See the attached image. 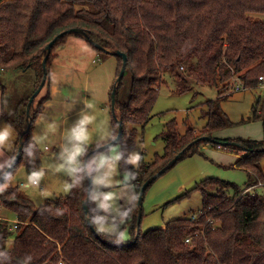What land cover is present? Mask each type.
Segmentation results:
<instances>
[{"label":"trees","instance_id":"16d2710c","mask_svg":"<svg viewBox=\"0 0 264 264\" xmlns=\"http://www.w3.org/2000/svg\"><path fill=\"white\" fill-rule=\"evenodd\" d=\"M253 14L264 15V0H0V70L35 69L36 90L44 75L45 48L62 32L81 29L88 35L85 41L95 50L104 52L89 40L111 52L127 55L125 75L129 73L132 78L131 94L128 102L119 101L123 77L117 87L119 115L114 119L112 140L118 134L120 118L123 135L118 144L123 153L119 169L136 184L138 191L135 202L114 219L121 224V230L108 234L97 227L96 221L104 219L97 217L93 193L89 208L94 230L88 224L83 208L89 182L85 166L69 196L48 200L40 206L24 196L19 187H6L19 164L29 165L26 158L31 154L40 156L33 128L44 111L45 101L51 98L44 97L39 108L34 107V100L32 123L20 160L0 184V209L11 212L21 222L13 230V224L0 219V253L4 254L0 255V264H264V195L258 191L247 193L257 181H264V140L218 139L217 134L234 125L220 102L208 101L203 113L207 125L202 136L215 139L216 147L237 154L245 152L238 167L254 178L246 191L215 178L203 180L196 188L203 194L200 213L171 221L164 229L140 231L136 237L142 186L182 150L188 148L180 159L195 153L199 143H192L199 137L193 129L180 134L175 123L160 136L165 142L164 152L156 155L154 162L147 163L142 156L135 168L127 154L135 142L137 128H145L152 120L166 76L186 83L181 68H187L185 72L196 84H222L223 96L228 95L226 82L235 75L246 89L264 87V22L253 20ZM71 35L83 38L79 34L60 38L52 48L47 69L56 58L57 49ZM116 57L119 76L123 60ZM191 90L178 89L180 93ZM26 101L29 99L21 103L16 122L7 119L20 137L28 124ZM254 115V119L264 120V99L257 102ZM96 153L99 152L93 154ZM15 155L0 171V177ZM89 172L94 177L95 169ZM209 187H216L217 192L210 194ZM125 232L130 236L128 240ZM9 240H13L11 247L7 245Z\"/></svg>","mask_w":264,"mask_h":264},{"label":"rangeland","instance_id":"374dc122","mask_svg":"<svg viewBox=\"0 0 264 264\" xmlns=\"http://www.w3.org/2000/svg\"><path fill=\"white\" fill-rule=\"evenodd\" d=\"M252 17L253 20L264 22L263 14H253ZM64 44L57 49V56L47 69L48 82L35 99L34 107L39 108L44 97L51 98L45 101L44 111L33 128L37 146L42 148L39 151L40 156L29 155V159L26 158L29 165L24 162L19 164L5 185L19 187L23 195L37 206L48 200L58 201L70 195L79 170L84 169L86 157L112 140L114 119L119 115L117 107L114 112L112 105V92L118 79L117 57L95 50L84 38L75 35H71ZM185 70L181 68L180 74L186 83L166 76L153 108L152 120L145 128H137L135 142L127 152L135 168L139 166L142 156L145 162L152 163L156 155L164 152L165 142L160 136L172 124L176 123L180 134L193 129L196 137H206L202 136L207 125L203 113L211 100L220 102L227 117L234 124L222 130L218 139L264 140V120L254 119L257 102L264 99V87L246 89L244 82L235 75L226 82L229 86L228 90L225 89L228 95L223 96L222 84L218 87L196 84ZM36 77L35 69L0 70V130L7 127L11 133L9 139L0 145V169H4L11 161H6L4 151L8 153L10 148L12 152L15 146L17 154L20 144V135L9 125L7 119L17 121L19 110H22L21 103L30 100L36 92ZM242 86L244 90L235 91ZM183 87H191L192 90L180 93L178 89ZM131 88L132 78L126 73L118 93L121 103L128 102ZM26 102L28 105L29 101ZM84 116L91 118L85 126L87 138L75 141L72 139V131ZM202 141L195 153L179 159L147 190L140 227L142 232L164 229L171 221L190 218L200 213L203 208V194L196 188L203 180L215 178L235 184L245 191L253 181L254 178L250 177L248 171L238 167V161L245 152L239 151L237 154L230 151L231 149H222L212 142ZM77 147L81 149L79 153H75ZM122 153V146L116 144L90 155L88 160L90 166L96 168L92 200L106 215L104 217L99 212L97 217L109 220L104 223L107 225L105 229L112 231L108 232L110 234L121 230V224L111 217H119L125 208L135 202L138 195L137 186L129 176L124 174V179L121 178L119 156ZM261 166L264 172V160ZM34 173L39 176L33 178ZM34 182L39 184L29 188L21 186L22 183ZM208 192L215 194L217 188L209 187ZM247 193L252 195L255 192L248 190ZM258 193L264 195V189H259ZM0 217L8 218L11 224L15 223L16 218L4 211L0 212ZM124 234L128 235L126 232ZM125 238L128 240L130 236ZM12 241L7 242L8 247L12 246Z\"/></svg>","mask_w":264,"mask_h":264},{"label":"water","instance_id":"95a60500","mask_svg":"<svg viewBox=\"0 0 264 264\" xmlns=\"http://www.w3.org/2000/svg\"><path fill=\"white\" fill-rule=\"evenodd\" d=\"M68 34H79V35L83 36V38H86L88 40V35L86 33H84L83 30L74 28V29H70L68 31L62 32L61 34L57 35L46 46V48H45L46 54H45V56L43 58V63H42L43 64V72H44L43 79H42V82H41L40 86L38 87V89L36 90V92L32 95V97L30 98V100L28 102V105H27V121H28L27 128H26V130L24 131V133L20 137L19 149H18V152H17L16 156L14 157V160L12 161V163L8 167V169L0 177V184L8 177V175L11 173V171L14 169V167L17 165V163L20 160L21 152H22V149H23V146H24L25 136L30 131V127H31V123H32L31 108H32L33 102L36 99V97L38 96V94L41 92V90L43 89L44 85L46 84L47 78H48V74H47V61H48V58H49V56L51 54L52 48H53L54 44L60 38L64 37L65 35H68ZM89 41H90V43L94 47H96V48H98V49H100V50H102L104 52H110L112 54H115L116 56L121 57L122 60H123L122 68L120 70V73H119V76H118V79H117V82H116V87L113 89V92H112V105H113L114 112H116V93H117V87H118V84L120 83V81L122 80V78L125 75V71H126V67H127V62H128L127 55L125 53L120 52V51L111 52L110 50H107V49H104L103 47H101L98 43H96V42H94L92 40H89ZM118 124H119V129H118V134H117L116 138H114L113 140H111L108 144H105V145H103V146H101L99 148H96V150H94V152L108 149V148H110V147H112V146H114V145H116V144L119 143V141L121 140L122 135H123V123H122V120L120 118H118ZM202 140L208 141V142H212V143H216V140L215 139L206 136V137L198 138L197 140H195L192 143V145L197 144V143H199ZM187 149L188 148L182 150L178 155H176L169 162V164H168L167 167L161 169L152 178L148 179L144 183V185L142 186L141 191H140V195H139V199H138L139 213H138L137 234H136V237L139 236L140 231H141L140 227H141L142 216H143L142 209H143V203H144V197H145L146 190L148 189V187L156 179H158L160 176H162L167 171V169H169L171 166H174V164H176L177 161L184 155V153L187 151ZM94 152H92L91 154H89L86 157V160H85L86 162H85V165L84 166H85V169L87 170L89 182H88V189H87V193H86V198L83 201V208H84V210H85V212H86V214L88 216L87 217V221H88V224H89V226L91 227L92 230H94V223L90 219L89 200H90V197H91L92 191H93V176L90 174V172L88 170V160H89L90 155H92Z\"/></svg>","mask_w":264,"mask_h":264},{"label":"clouds","instance_id":"9594fccd","mask_svg":"<svg viewBox=\"0 0 264 264\" xmlns=\"http://www.w3.org/2000/svg\"><path fill=\"white\" fill-rule=\"evenodd\" d=\"M90 119H91L90 117L84 116L78 121V125L72 131V139H74L75 141H83L87 138L85 126L90 122ZM10 134L11 133L7 127L4 128L3 130H0V145H3L9 139ZM80 151L81 149L79 147L75 149V153H79ZM137 159H139V157H137ZM38 176H39L38 173L33 174V178H36ZM0 255H4V254L0 253Z\"/></svg>","mask_w":264,"mask_h":264},{"label":"crops","instance_id":"0c3cea01","mask_svg":"<svg viewBox=\"0 0 264 264\" xmlns=\"http://www.w3.org/2000/svg\"><path fill=\"white\" fill-rule=\"evenodd\" d=\"M58 59V58H57ZM56 61V60H55ZM118 110V109H117ZM220 134V133H219ZM219 134H217V136L219 137ZM39 147H40V149H42L41 148V146L40 145H38ZM46 149H47V147H46ZM9 151H8V153H6V151H4V154H5V156H6V161H7V159L10 161V160H12V158H13V156H14V153H15V146H14V148H13V150H12V152H11V150H10V148L8 149ZM104 151V150H103ZM100 152V151H99ZM42 154L44 155V152H43V150H42ZM121 155V154H120ZM119 158H120V156H119ZM8 161V162H9ZM4 164H8V163H4ZM5 165V166H6ZM81 168V167H80ZM92 169H95V171H96V168H95V166H93V167H91L90 166V164H89V162H88V170L89 171H91ZM2 170V168L0 169V171ZM81 171V169L79 170V172ZM78 172V173H79ZM96 174V173H95ZM95 174H94V177H93V186H94V180H95ZM121 174V173H120ZM121 178L122 179H124V176L121 174ZM125 183H128L127 181H124ZM38 183V182H37ZM39 184V183H38ZM26 187H36L35 185H33V184H30V183H26ZM7 187V186H6ZM9 187V186H8ZM94 189V188H93ZM93 193V192H92ZM43 194V193H42ZM46 198V197H45ZM96 208L98 209V211L99 212H101V213H103L102 212V209L101 208H99L98 207V205H97V203H96ZM1 211H4V212H6L7 214H9L10 216H13V217H15L11 212H8V211H6V210H3V209H0V212ZM104 215H105V213H103ZM106 216V215H105ZM16 218V217H15ZM112 219H115L116 217L115 216H112L111 217ZM0 219H4V220H9L8 218H2V217H0ZM17 219H15L14 220V222L16 221ZM108 219H104L103 221L102 220H98V221H96V224H97V227H98V229L99 230H101L102 232H104V233H108V232H112V231H107L108 229H105V227L107 226L105 223H104V221H107ZM109 221V220H108ZM13 222V223H14ZM114 233V232H113ZM108 234H110V233H108ZM125 237H128V235L127 236H125ZM126 239V238H125ZM13 242V241H12Z\"/></svg>","mask_w":264,"mask_h":264},{"label":"built area","instance_id":"2783aa9c","mask_svg":"<svg viewBox=\"0 0 264 264\" xmlns=\"http://www.w3.org/2000/svg\"><path fill=\"white\" fill-rule=\"evenodd\" d=\"M182 69H184V68H182ZM242 88H239L238 87L237 89H235V91H241V90H244L245 89L243 86H242ZM33 184L34 185H38L37 182H34ZM21 186L22 187H26L27 185L25 183H22ZM259 189H264V181H262V180L257 181L254 185H252V186H250L248 188V190H251V191H254V192L258 191ZM20 224H21V222H19L18 220H16L15 223H14V225H13V229H17L18 226H20ZM189 240L190 239H188L187 241H189Z\"/></svg>","mask_w":264,"mask_h":264}]
</instances>
